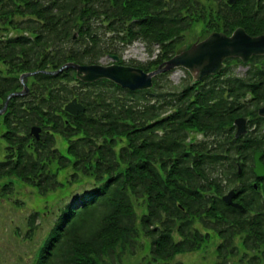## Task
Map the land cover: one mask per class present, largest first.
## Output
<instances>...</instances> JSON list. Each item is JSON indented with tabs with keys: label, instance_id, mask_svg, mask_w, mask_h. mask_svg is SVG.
Segmentation results:
<instances>
[{
	"label": "trees",
	"instance_id": "trees-1",
	"mask_svg": "<svg viewBox=\"0 0 264 264\" xmlns=\"http://www.w3.org/2000/svg\"><path fill=\"white\" fill-rule=\"evenodd\" d=\"M197 22L200 37L238 26L262 33L264 0H0V109L23 89L19 76L35 72L0 114V199L16 180L59 197L28 218L31 237L40 213L50 214L33 264H116L126 254L137 264H183L177 255L215 239L213 264L232 256L264 264V185L262 195L247 166L258 136L235 138L229 127L248 91L255 107L264 99V55L251 57L244 76L228 66L240 60L227 58L193 84L163 72L141 90L83 82L71 67L44 72L96 63L134 40L150 53L159 46L154 59L128 62L152 70ZM72 98L83 111L63 109ZM230 186L245 193L241 208L221 199Z\"/></svg>",
	"mask_w": 264,
	"mask_h": 264
},
{
	"label": "water",
	"instance_id": "water-1",
	"mask_svg": "<svg viewBox=\"0 0 264 264\" xmlns=\"http://www.w3.org/2000/svg\"><path fill=\"white\" fill-rule=\"evenodd\" d=\"M233 0H227L232 3ZM253 54H264V34L249 35L242 27L235 28L230 35L223 32H211L205 38L196 40L189 46L181 45L175 53L155 69L144 71L142 68L132 65L118 63L119 56L109 55L114 62L79 64L75 62H67L57 70H45L46 73H54L64 67H72L75 70V76L83 82H92L100 78H106L119 86L130 90H141L150 88L153 84V77L156 74L170 71L176 67L187 69L192 75V83L196 79H200L207 74L216 73L221 67L224 58L232 56L239 57L243 61H247ZM34 72H26L20 75V80L23 82L25 76L31 75ZM27 91L24 89L18 92H11L7 95L0 113H3L7 107L10 97L23 94ZM64 110L70 114H76L78 111H83L84 106L72 98L64 105ZM264 113V108L260 110ZM238 123V134L244 130V119L235 120ZM40 127L32 126L30 133L36 138L39 137ZM254 172L258 176L264 175V166L259 161V155L254 156ZM232 191L223 196V199L232 203ZM234 204V203H233ZM236 205V204H234Z\"/></svg>",
	"mask_w": 264,
	"mask_h": 264
},
{
	"label": "rangeland",
	"instance_id": "rangeland-1",
	"mask_svg": "<svg viewBox=\"0 0 264 264\" xmlns=\"http://www.w3.org/2000/svg\"><path fill=\"white\" fill-rule=\"evenodd\" d=\"M202 24L195 23L185 33L184 44L192 43L200 35ZM144 46V45H143ZM141 43L127 46L121 49V54L125 60L134 58L136 60L145 61L147 59L146 52ZM102 62L109 61L108 58L100 59ZM1 65V63H0ZM236 71H244L245 67L239 65L235 67ZM168 78L173 83H178L181 78L188 79L185 70L177 68L170 73ZM200 136V135H199ZM198 136V137H199ZM56 145L60 151L66 152V143L60 137H56ZM4 140L0 137V157L3 155ZM60 178L63 175H59ZM58 192L50 193L46 196L39 195L32 187L16 180L14 189L11 193L0 199V264H33L37 255V249L43 236L50 225V214L40 215L36 218L37 228L33 230L34 234L27 237L29 233L28 218L36 209H42L48 204H56ZM51 204V205H53ZM50 205V206H51ZM49 206V207H50ZM43 217V218H42ZM41 221V225L39 222ZM31 232V231H30ZM217 240L209 242L203 249L187 252L177 255L176 260H180L183 264H213L215 260V246ZM138 256L130 257L125 255L120 262L116 264H137ZM227 264H248L239 261L237 256L231 257Z\"/></svg>",
	"mask_w": 264,
	"mask_h": 264
},
{
	"label": "flooded vegetation",
	"instance_id": "flooded-vegetation-1",
	"mask_svg": "<svg viewBox=\"0 0 264 264\" xmlns=\"http://www.w3.org/2000/svg\"><path fill=\"white\" fill-rule=\"evenodd\" d=\"M249 64V63H248ZM250 66H247L244 70V72L242 73V76L247 74V70L249 69ZM243 99V98H242ZM257 98L256 96L248 91V93L245 95L244 100H243V107L245 109V112L240 113L238 116L236 117H244L246 119V123H245V132H243V135H256L258 136L257 141H256V145H254V147L252 148V152H251V157L250 159L247 161V166L251 167L252 165V157L253 154L255 152H262L261 155V160L264 162V113H262L260 110L262 108H264V99L259 102V104L255 107L254 106V101H256ZM234 117V118H236ZM227 125V123H226ZM230 128H232L233 133L235 132V130L237 129V127L231 124L229 125ZM254 175V174H253ZM249 183L252 184V186H254V188L256 190H259L260 193L263 195V185H264V180L261 177H256L254 175V177H251L248 180ZM256 184V186L254 185ZM245 196L244 192H237L236 194L233 195V200L234 201H241L243 202V197ZM230 206V205H229ZM248 215V213L246 214Z\"/></svg>",
	"mask_w": 264,
	"mask_h": 264
}]
</instances>
